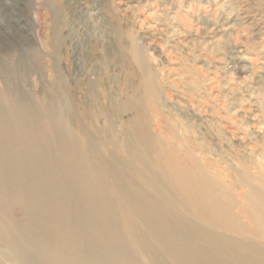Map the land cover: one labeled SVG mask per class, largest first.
Here are the masks:
<instances>
[{"label":"rangeland","instance_id":"obj_1","mask_svg":"<svg viewBox=\"0 0 264 264\" xmlns=\"http://www.w3.org/2000/svg\"><path fill=\"white\" fill-rule=\"evenodd\" d=\"M170 1L0 0V252L13 243L15 255L32 264H147L135 262L139 254L130 238L132 227L145 235L139 213L116 199L109 174L83 169L77 154L66 151L73 150L76 111L90 135L104 131L114 97L143 95L144 68L160 90L159 108L169 115H177L187 90L201 87V114L188 115L214 154L241 148V136H214L216 104L253 138L261 136L264 21L246 10L251 1L235 0L220 10L194 0L199 18L215 24L202 19L186 30L181 19L173 20L184 10H167ZM90 140L91 149L98 147ZM104 155H93L100 166ZM4 259L0 255L10 264Z\"/></svg>","mask_w":264,"mask_h":264},{"label":"bare ground","instance_id":"obj_2","mask_svg":"<svg viewBox=\"0 0 264 264\" xmlns=\"http://www.w3.org/2000/svg\"><path fill=\"white\" fill-rule=\"evenodd\" d=\"M195 1H200L201 6L210 4V8L212 6L220 10L235 3V0H224L222 3V0ZM249 1V6H253H248L246 10L254 11L257 14L254 18L258 16L264 21V0ZM193 5L194 0H179L178 3L171 0L166 7L167 10L175 7L179 11L184 10L185 15H181L183 18L179 12H175L173 18L174 21L181 19L184 30L192 28L193 23L201 22L202 19L205 23L215 24V19H200V8ZM245 7L242 6V9L245 10ZM242 52L239 50L236 53L239 55L232 58L240 60ZM259 55L264 61L263 50ZM138 88L142 90V96L124 91L121 94L123 96L119 97L121 99L115 100L114 97L107 109L106 131L95 129L93 136L84 127L81 128V114L76 111L75 139L71 133L73 150H66L77 154L83 169L85 166L86 170L96 175L103 172L108 177L109 174L112 186L117 190L116 199L127 210L132 211L133 208L139 213L140 222L145 225V235H139L140 231L131 226L133 249L136 255L139 254L135 262L264 264V117L258 124L262 127L261 136L253 138L247 130L239 127L240 124L225 105H214L212 113L220 120L219 125L216 121L213 125L214 136L219 141L223 140L226 131L235 138L241 136L239 150H225L217 155L205 144L200 126L193 124L197 120L188 115L189 112L191 115L195 112L201 114V87L186 91L184 102L178 103L176 110L180 114L176 111L177 115H169L164 111L165 108H159L160 90L146 68L143 69ZM165 94L169 99L172 98L169 91L165 90ZM57 116L64 122L61 114ZM61 128L63 132L64 128L60 126V131ZM90 137L97 143L95 149L89 145ZM60 138L59 144L64 146L66 139L63 133ZM106 145L111 147L109 151ZM98 151H104V156L108 157L102 166L93 157ZM125 176L129 179L128 183ZM106 181L105 185H108ZM105 196L107 200L108 196ZM128 223L126 226L130 228ZM12 244H8V251L0 252L4 261L10 264H32L28 257L22 259L16 256L15 251L11 250ZM128 250L131 251L130 248ZM0 264H4L2 260Z\"/></svg>","mask_w":264,"mask_h":264}]
</instances>
